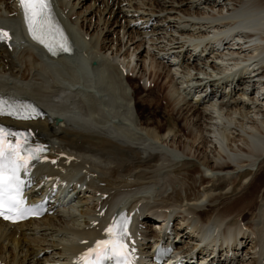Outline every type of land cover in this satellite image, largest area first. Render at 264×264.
<instances>
[{
	"label": "bare ground",
	"instance_id": "6f19581e",
	"mask_svg": "<svg viewBox=\"0 0 264 264\" xmlns=\"http://www.w3.org/2000/svg\"><path fill=\"white\" fill-rule=\"evenodd\" d=\"M92 1L78 13L86 0H54L76 43L72 54L55 58L29 35L18 33L14 26L22 15L18 0H0V28L11 35L0 41V96L37 103L44 112L38 121H0L27 128L36 141L48 146L47 160L28 174L32 190L40 186L51 192L66 180L61 193L73 191L81 218L67 223V228L61 220L54 225L48 216L17 225L0 220L2 249L11 243L8 251L15 254L20 241L13 239L19 231L43 222L38 227L62 235L54 244L61 248L56 262L80 264V253L106 236L105 229L120 210L135 223L133 242L140 234L144 241L159 243L156 228L144 231L141 226L152 217H166L178 220L174 243L186 256L201 242L206 244L202 259L219 250L232 252L221 264H264V184L252 188L264 179V0ZM246 12L257 14L238 24ZM189 47L193 54L185 57ZM199 52L213 57L212 65L209 60L202 66L190 61ZM182 55V62L173 65ZM166 56L172 63L165 64ZM78 60L80 65L75 64ZM242 66L245 73L237 70ZM93 75L95 85L87 77ZM162 76L170 84L162 101L176 116L170 115L166 124L141 110L160 105L161 100L140 95V87L147 82L146 90L153 95L156 79ZM123 80L132 90L131 98ZM80 92L87 95L86 103ZM72 93L79 97L74 99ZM190 96H196L194 104ZM167 166L182 179L169 180L172 189L167 196L148 195V182L165 179L160 173ZM154 224L161 228L162 222ZM23 240L28 242L25 234ZM30 242L39 241L33 238L26 247ZM143 246L136 255L142 264H152L147 257L151 243ZM0 264H7L2 255Z\"/></svg>",
	"mask_w": 264,
	"mask_h": 264
},
{
	"label": "snow or ice",
	"instance_id": "6c2138e0",
	"mask_svg": "<svg viewBox=\"0 0 264 264\" xmlns=\"http://www.w3.org/2000/svg\"><path fill=\"white\" fill-rule=\"evenodd\" d=\"M18 2L28 31L34 40L44 44L49 51H53L54 47L63 51L69 50L66 38L53 19L50 0H18ZM55 33L60 34V41L55 45L46 42L45 36ZM7 39H10L9 33L0 28V41ZM2 114L30 118L39 113L31 104L9 103L0 97V115ZM7 137H15L16 140L13 142ZM41 150L40 146L36 148L28 146L27 138L23 133H14L0 127V216L5 219H22L25 215L35 214L32 209L24 207L20 172L27 170L30 160L39 158L38 153ZM127 224L128 220L124 215L118 219L114 218L112 224L105 229L108 238L96 241L95 247L82 255L86 264H106V261L112 258L116 259V264H131L125 243L128 235Z\"/></svg>",
	"mask_w": 264,
	"mask_h": 264
},
{
	"label": "rangeland",
	"instance_id": "374dc122",
	"mask_svg": "<svg viewBox=\"0 0 264 264\" xmlns=\"http://www.w3.org/2000/svg\"><path fill=\"white\" fill-rule=\"evenodd\" d=\"M218 2V0H216ZM220 2L219 3H223L221 2V0H219ZM90 4H93V1L92 0H86V2H84L83 6L80 5V7L77 8V12L80 13L81 11H83L87 6H89ZM210 5H212L211 3H209V5H201V7H209ZM223 5V4H221ZM93 6V5H92ZM98 6V5H97ZM220 6V5H219ZM218 6V7H219ZM94 7V6H93ZM96 8V6L94 7ZM181 9H186V7H183ZM96 11V10H95ZM95 11L93 13H95ZM204 10H202L201 12H203ZM206 11V10H205ZM204 11V12H205ZM95 20H97L96 17H94ZM93 19V20H94ZM111 22V23H110ZM114 22V20H109L108 22V25H112V23ZM145 24H140L141 27H145L144 26ZM114 28V26H113ZM150 30V29H149ZM109 39L112 38V36H108ZM84 40L85 37H84ZM87 41V40H86ZM192 48L193 47H189L188 49L189 50H186L185 54L183 53V55L186 57L187 55H190V52L192 53ZM227 51V50H225ZM208 53V52H207ZM243 53H248L247 51ZM241 54V55H244V54ZM193 54V53H192ZM180 56L178 58V60H175L173 62V65H176L175 63L177 61H179L181 59V62H182V59L184 58V56ZM211 56H213L212 54H210ZM209 55V56H210ZM182 57V58H181ZM195 57V58H194ZM200 57V58H199ZM203 57V58H202ZM205 58V59H204ZM210 59H208V56L206 57V54H203V55H200V52L199 54H194L192 57H191V60L192 61L193 59L197 61V63H200L201 66L206 63V61L209 60V65H212L210 63V60L213 58V57H209ZM202 59V61H201ZM205 61V62H204ZM94 62L96 63V60H93V64ZM165 64H170L172 63V58H168V56H166V59L164 60ZM76 65H80V62L79 60L77 62H75ZM60 67V66H59ZM62 67V66H61ZM177 67V66H175ZM206 68V67H205ZM242 68H244L242 70ZM183 69V68H181ZM209 71H212V69H208ZM237 70H241V71H244L243 73H245L246 69L244 66L240 67V69H237ZM264 70V69H262ZM194 72H196V70H194ZM54 77H56V75H53ZM95 76V75H94ZM97 78V76H96ZM134 79H136V77H133ZM83 79H86V76L83 75ZM257 79L254 78V80ZM97 80V79H96ZM95 80V82H96ZM180 80V79H179ZM137 81V84L139 86H144L143 82L141 80H136ZM123 82V85L124 87L126 88V92L128 93V97L131 98V93H132V90L131 88L129 87V85L126 83L125 80L122 81ZM142 82V83H141ZM156 83L158 85V90L155 91V93L150 94L148 93V91L146 90V88L148 87V83L146 82V87H140V95H144L145 98L147 99H152V98H155L157 99L158 101L161 100V103L158 107H152L151 109H149L148 107H141V110L144 112L145 115H147L148 113V116H149V113L151 112L152 115H154V117L157 115V119H160L163 123H167V120L170 118V115H174L172 113V111L170 110V107H168L163 101L162 99L164 98V96L166 95L167 91H169V85L168 84V80H165L164 79V76L160 77V78H157L156 79ZM93 84V83H92ZM97 84V82H96ZM95 85V84H93ZM94 90V89H93ZM92 92V90H91ZM241 93V92H239ZM239 93H237L234 98H238L239 97ZM80 98L85 101V103L87 102V95L84 94V92H80ZM197 95V94H196ZM72 96L74 97V99L77 97H79L78 95L75 96V93H72ZM66 98H67V95H66ZM72 99V100H74ZM81 100V101H82ZM154 100V99H153ZM215 100V99H214ZM196 101V96H190L189 97V102L191 104H194V102ZM73 102H76L73 101ZM37 104V103H36ZM39 105V104H38ZM64 105L66 106V109H69L70 108V104L68 102L64 103ZM145 109V110H144ZM148 110V111H147ZM155 111V112H154ZM146 112V113H145ZM147 116V117H148ZM132 117L136 119V113L134 111V108L132 110ZM174 117H176L174 115ZM164 124V125H165ZM103 161L100 160V163H102ZM161 175H164V178L161 177V179L159 180V182H155V181H149L148 182V187L145 188L146 190H150L148 192V195L154 197V196H158V194H163L164 196H167L171 193V189H172V186L170 185L169 183V180L170 179H176V181L179 179L181 180L182 179V175H179L177 176V178L175 177V173H174V169H171L169 166H167L165 169L162 170V172L160 173ZM207 175H209V173H205ZM196 177H199L198 174H196ZM46 180V177H44L43 181ZM244 182V181H242ZM179 183V184H177ZM264 184V179H262L261 181H258L257 183H255V185L252 187L254 188L255 190L260 188L262 185ZM174 185V184H172ZM175 185L177 187H181V183L180 182H176ZM32 185L29 187V190L32 189ZM237 189L239 190V187H237ZM82 196V194L79 195V198ZM78 200V198H77ZM77 200H73L72 203L68 204L67 206H60V208L58 209V213H56L57 211H53L51 213H46V215H44L42 218H46V216L50 217L51 221L53 220V223L54 225L55 224H60V220L62 221V225H64L65 228H67V223H70L71 225L74 224V223H77L78 220L80 217H79V213H77V210H76V206L75 205V202L74 201H77ZM74 204V205H73ZM202 204L206 205V199L203 200ZM79 205V204H78ZM67 207V208H66ZM207 208V206H205ZM205 208V209H206ZM68 211V212H67ZM76 211V212H74ZM75 213L78 217L77 218H73V215L72 213ZM72 214V215H71ZM76 215H74V217H76ZM41 219H38L37 221H41ZM75 219V220H74ZM81 219V218H80ZM178 220H175V222L173 224H177ZM152 223V222H151ZM39 225H43V222H39L36 223V224H30L28 227L24 226L23 229H21L19 231V233L14 237L13 240H15V242L18 240L20 241V247H16V250L13 252L15 254H11L8 249L10 250L11 248H13L14 245H12L11 243L7 244L8 242H5V244H7V248L6 249H2V245L3 243L0 244V252H3L1 253L2 255V258L4 259V262L6 261L7 264L11 263L14 264L17 263V264H61L60 261L57 263V259H59L61 257V254H60V251H61V248L60 246H54L57 245L59 239L61 238L62 235L60 234H55L53 231L55 229H51V228H48V227H38ZM73 227V226H72ZM48 229V230H46ZM7 230V229H6ZM142 230L146 231L148 230V227L147 225H143L142 226ZM25 234L26 236V239L28 242H25V240H23V235ZM51 235V236H50ZM53 236V237H52ZM35 238L37 241L39 242H30V247H26L28 246L29 244V241L31 239ZM56 238V239H55ZM37 244V246H36ZM36 246V247H35ZM11 247V248H9ZM23 248V249H22ZM43 249V250H42ZM37 250V251H36ZM146 250V249H145ZM143 250V251H145ZM35 252V253H34ZM37 254V255H35ZM0 255V256H1ZM35 255V256H34ZM14 256V257H13ZM63 257V256H62ZM25 259V260H24ZM21 261V262H20ZM56 263H55V262Z\"/></svg>",
	"mask_w": 264,
	"mask_h": 264
}]
</instances>
